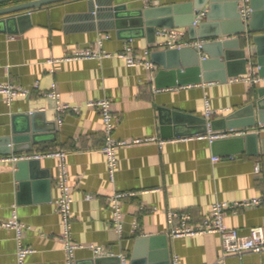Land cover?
Here are the masks:
<instances>
[{
    "label": "crops",
    "instance_id": "obj_1",
    "mask_svg": "<svg viewBox=\"0 0 264 264\" xmlns=\"http://www.w3.org/2000/svg\"><path fill=\"white\" fill-rule=\"evenodd\" d=\"M26 1L29 0H0V7ZM202 1L200 11L206 10V14L196 26L192 22L197 33L194 39L209 40L198 35L201 26L202 33L218 32L225 40L249 38V44L244 45L245 74L228 77L224 82L201 80L165 87L171 81L168 76L156 79L161 69L158 64L153 62V70L143 65L127 66L117 56L125 43L144 58L151 59L152 52L166 50L158 47L156 32L149 35L144 29H134L137 16L130 13L194 0H153L148 6L142 0H64L25 12L27 16L21 22L9 23L16 31L0 30V82L30 89L28 96L10 102L0 95V219L10 218L15 210L25 225L21 242L33 252L22 264H65L58 239L62 224L55 206L59 197L58 159L41 157L20 170L19 160L10 158L56 150L66 154L73 198V239L84 246L100 245L113 253L94 256L87 247H80L75 252L76 264H95L97 257L98 264H120V255L126 256V264H130L137 240L151 236L159 239L153 248L146 246L143 257L152 252L154 264L162 261L159 253L164 250L169 264L172 255L178 257L179 264H260L263 254H223L216 233L177 238L170 233L179 224L178 220L168 221L170 210L186 212L191 223H199L209 216L217 200L252 198L264 191V123L257 122L261 128L249 130L258 134L256 154L253 143L248 148L250 153L214 155L209 140L197 134L161 135L162 108L204 117L207 99L216 111L212 118H219L264 93V79L256 84L235 80L259 66L252 38L264 35V0L255 8L250 2L252 11L245 25L238 12V0L233 9L227 7L228 0H219L212 11L209 1ZM115 6H123L118 18L114 15ZM161 17L152 16L155 21ZM250 22L256 30L249 37ZM174 28L184 29L186 36L193 39L187 27ZM98 41L109 56L48 63L49 59L64 58L76 49L95 47ZM53 83L59 101L79 109L64 112L61 122L56 100L44 96ZM102 98L110 100L115 114L114 138L142 140L116 147L113 176L101 150L105 138L100 113L86 105ZM257 166L261 167L260 173H256ZM115 192L132 193L121 200V233L114 230L109 202ZM224 222L242 235L254 226L264 230V204L243 207L235 213L227 211ZM16 251L15 231L0 226V264H18Z\"/></svg>",
    "mask_w": 264,
    "mask_h": 264
},
{
    "label": "built area",
    "instance_id": "obj_2",
    "mask_svg": "<svg viewBox=\"0 0 264 264\" xmlns=\"http://www.w3.org/2000/svg\"><path fill=\"white\" fill-rule=\"evenodd\" d=\"M153 0H142L145 6H148ZM250 0H238V12L240 18L245 25L249 22L251 15ZM206 14V10L200 11L193 21V25L196 26L199 19L203 18ZM157 36L159 37L158 47L166 49H179L182 47H195L198 51H201L203 41L190 39L186 36V31L182 28H159L156 31ZM98 45L95 47H86L76 49L72 53L68 54L64 58H51L48 60V63L53 65L57 61L61 60H77V59H101L109 56L110 54L104 51L101 48V41L97 42ZM148 56L149 52H144ZM118 57L123 59L127 66H136L143 65L149 70L154 69V63L150 58H144L142 55L136 53L132 46L129 43H125L121 52L117 54ZM203 57V56H201ZM259 66L252 67L251 72L235 78V80H243L256 84L263 80L264 78L260 77L257 73ZM53 71V69L51 70ZM30 94L29 88H24L12 83H2L0 82V95H3L7 102H10L16 97H25ZM44 96L48 98L55 99L57 102L56 110L58 112V122H61V115L72 109L78 111L76 107H72L68 104H64L59 101V92L56 88V84L53 83L51 89L44 92ZM87 106L95 107L98 109L102 124L105 142L101 150L106 156V162L110 176H113L115 167H116V153L115 149L118 146L131 145L142 142L141 139H132V140H116L113 136V127L115 114L112 111L111 102L107 98H102L94 101H88ZM205 114L207 122L212 118L213 114L216 113L215 110H212L209 104V101L206 99L204 101ZM264 127V126H262ZM249 132V130L244 128H228L223 130L212 131L208 128L206 133L197 134L199 137L207 138L209 142L214 139L227 138L231 136H241ZM46 156H55L58 159L57 165V185L59 188V197L55 201L56 211L60 216L62 230L58 237L59 241L62 244L64 255H65V264H76L75 252L80 247H87L92 251L94 256L102 255H113L112 252H109L107 249L103 248L100 245L87 244L86 246L77 243L71 232V204L73 202L71 187L68 183V170L66 162V154L61 150L56 151H46L42 153H33V154H22L18 156H13L12 160H29V159H39ZM213 160H218L219 157H213ZM261 167L257 166L256 173H260ZM132 193L127 192H115L110 196V208L112 211V222L113 227L116 232L121 233L123 229L122 221V212H121V200ZM264 204V191L252 198H246L236 201H215L210 209L209 216L204 218L199 223H191L190 216L186 212H179L175 210H170L167 212V218L170 223L173 220H178L179 224L176 227L171 228V236L174 238L182 236H191V235H201L206 233H216L220 236L221 239V248L223 254H237L242 255L246 252H253L258 254H263L264 256V230L262 226H254L250 228L249 232L245 235L240 234L234 228H228L224 222V216L227 211L237 212L239 209L248 206H255ZM0 226L13 229L16 233L17 239V251L16 258L18 264H22L30 253L33 252V249L25 247L21 242L22 231L25 228V225L19 220L16 211L14 210L12 216L8 219H0ZM120 264H126V256L120 255ZM170 264H179L178 257L172 255L170 258ZM260 264H264V257L261 260Z\"/></svg>",
    "mask_w": 264,
    "mask_h": 264
},
{
    "label": "water",
    "instance_id": "obj_3",
    "mask_svg": "<svg viewBox=\"0 0 264 264\" xmlns=\"http://www.w3.org/2000/svg\"><path fill=\"white\" fill-rule=\"evenodd\" d=\"M61 1L64 0H29L0 7V30H8L9 32L16 31L15 28L12 29L9 27L11 25L9 23L21 22L27 16V14H24L25 12ZM208 1L209 8L212 11L217 5L216 2L219 0ZM262 1L250 0L252 8H255ZM202 2V0L201 2L194 0V2H186L185 4L167 6L164 9L159 8L153 10L149 8L132 12L130 14L137 16L134 20V29H139L140 31L144 29L147 34L152 35L155 34L157 28L187 27L188 32L194 39L197 37V33L196 27L192 25V22L194 17L199 13ZM235 6L237 7L236 0H228V8L233 9ZM122 9L123 6L114 7V15L117 18L120 17ZM163 11L165 13L162 14ZM154 14H161V20L155 21L152 18ZM253 14L252 18H254ZM237 16L239 15L237 14ZM207 18L210 19V14L207 15ZM200 28L198 35L201 38L209 39L203 42L201 51H198L195 47H182L151 53L152 61L161 67L156 79L158 80L160 77L168 76V79L171 81L168 84L161 85L165 87L180 86L198 83L201 80H219L224 82L228 77H235L246 73L247 51L244 45L249 44V38L225 40L220 37L218 32L204 34L201 31L202 26ZM254 30L256 29H254L253 24L250 22L249 30L247 31L248 36ZM252 40L257 46L256 61L259 65V75L264 77V35L253 36ZM199 52L206 53L207 56L201 57ZM257 122L264 123V93H261L259 98L254 99L231 113L219 118H212L209 122L202 116L177 110H169L168 108H162L160 113V129L163 137L172 135H196L206 133L208 128L212 131L228 128H244L247 130L261 128L259 125L256 126ZM6 139V141H9L8 138ZM250 143H253L254 146L253 153H258V134L252 131L247 132L243 136L214 139L210 142L214 155H233L245 151L250 153L248 150ZM34 160L36 159L19 160L17 166L22 170V168L34 162ZM157 239L159 238L154 236L138 239L130 264H154L153 260L155 258L152 252L148 254V257H143V255L146 246L149 245L147 247L153 248L155 246L154 242ZM168 257L167 251H160L159 258L162 261L159 264H169V261H167ZM98 260H100V257L94 259L93 262L98 264Z\"/></svg>",
    "mask_w": 264,
    "mask_h": 264
}]
</instances>
